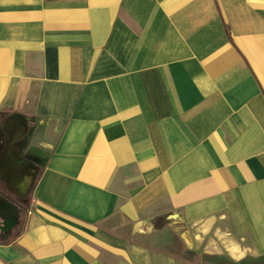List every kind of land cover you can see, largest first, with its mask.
<instances>
[{
	"label": "crops",
	"instance_id": "1",
	"mask_svg": "<svg viewBox=\"0 0 264 264\" xmlns=\"http://www.w3.org/2000/svg\"><path fill=\"white\" fill-rule=\"evenodd\" d=\"M0 137V264H264V0H0Z\"/></svg>",
	"mask_w": 264,
	"mask_h": 264
},
{
	"label": "rangeland",
	"instance_id": "2",
	"mask_svg": "<svg viewBox=\"0 0 264 264\" xmlns=\"http://www.w3.org/2000/svg\"><path fill=\"white\" fill-rule=\"evenodd\" d=\"M0 139L2 142V140H3L2 137H0ZM4 150H5L4 145L0 144V159L4 153ZM2 162L3 161L0 160V198H1L2 203H4L7 208L13 207L15 209L14 210L15 212L17 210L16 206L19 205L18 203H17L18 205H15L16 200H18V198L22 199V200L21 199L18 200L22 204V210H20V208L18 210V215H20V220H19V226H20L21 222L24 221V219H25V217L29 211V208L31 206V197L29 195L31 191L29 192L28 196H26V197H19V195H17L15 185L19 184V186H20L21 182H19V180L21 178L20 177L17 178L16 172H18V174H20V173L24 174L27 172H31L30 170H35V173H36L37 171H39L40 167L39 166H32V165L31 166L30 165L25 166V167H14L11 165H4V163L2 164ZM14 174H15V176H14ZM13 178H15L16 181L12 182L11 179L13 180ZM4 195H7L8 197H5ZM0 218L3 219L2 216H0ZM5 239H6L5 234L0 232V241L5 240Z\"/></svg>",
	"mask_w": 264,
	"mask_h": 264
},
{
	"label": "water",
	"instance_id": "3",
	"mask_svg": "<svg viewBox=\"0 0 264 264\" xmlns=\"http://www.w3.org/2000/svg\"><path fill=\"white\" fill-rule=\"evenodd\" d=\"M10 208L14 209L13 207H10ZM10 208H7L6 205L2 203V201L0 200V214L1 212L8 211ZM16 224H17V218L16 216H12L9 219H5L6 227H2V230L8 231Z\"/></svg>",
	"mask_w": 264,
	"mask_h": 264
},
{
	"label": "flooded vegetation",
	"instance_id": "4",
	"mask_svg": "<svg viewBox=\"0 0 264 264\" xmlns=\"http://www.w3.org/2000/svg\"><path fill=\"white\" fill-rule=\"evenodd\" d=\"M17 173V172H16ZM14 176H15V174H14ZM3 194V193H2ZM17 195H19V197H22L19 193H17ZM5 197H8L7 195H4ZM19 199H21V198H18V200ZM18 200H16V204L15 205H18V206H16L17 207V210H16V212H14V214L12 215V216H16V218H17V224H19V220H20V215H18V210H19V208H20V210H22V204L18 201ZM22 200V199H21ZM22 202V201H21ZM18 203V204H17ZM11 216V217H12ZM7 218H9V217H7ZM5 219H1L0 218V227L2 228V227H6V225H5V221H4ZM0 228V232L1 233H5L2 229Z\"/></svg>",
	"mask_w": 264,
	"mask_h": 264
},
{
	"label": "trees",
	"instance_id": "5",
	"mask_svg": "<svg viewBox=\"0 0 264 264\" xmlns=\"http://www.w3.org/2000/svg\"><path fill=\"white\" fill-rule=\"evenodd\" d=\"M24 221H25V219H24ZM24 221H22V223H23Z\"/></svg>",
	"mask_w": 264,
	"mask_h": 264
}]
</instances>
